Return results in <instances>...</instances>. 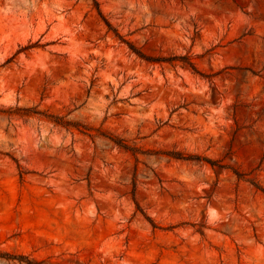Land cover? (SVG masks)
Returning <instances> with one entry per match:
<instances>
[{
  "label": "rangeland",
  "instance_id": "374dc122",
  "mask_svg": "<svg viewBox=\"0 0 264 264\" xmlns=\"http://www.w3.org/2000/svg\"><path fill=\"white\" fill-rule=\"evenodd\" d=\"M96 1L0 0V109L90 129L0 115V264H264V0Z\"/></svg>",
  "mask_w": 264,
  "mask_h": 264
},
{
  "label": "trees",
  "instance_id": "16d2710c",
  "mask_svg": "<svg viewBox=\"0 0 264 264\" xmlns=\"http://www.w3.org/2000/svg\"><path fill=\"white\" fill-rule=\"evenodd\" d=\"M93 4L97 8L98 14L103 19V21H104L105 25L107 26L108 30H111L112 32H114V35L116 37H118L120 40H122L121 37H119V35H117V33H115V31L112 30L111 25L102 17L100 11L98 10V4H97L96 0H93ZM126 44L129 45L130 49L133 48V47H131V45L129 43L126 42ZM132 50H134V49H132ZM134 52L136 54H138L139 56H142L137 51H134ZM189 66L194 70V67H193V65L191 63H189ZM0 115L6 116L10 120H12V119L28 120V119H32V118H37L39 120L43 119V120H46L48 123L53 124V126H55V127L63 128V129H66V130H69V129L72 128V129H76V130H80V131L81 130L82 131H86V132L90 131V129H88L86 127H83L82 125L66 121L64 119V117H62V116H54V115H51V114H48V113H45V112L38 111L35 107L22 108V107L15 106V107H9L7 109H0ZM89 136L90 137L100 136V137L106 138L110 142H112L115 146H117L118 148H121V149H124L126 151H129L132 154L136 153V150L131 148V147H129L128 145H126V143L122 139H118L116 137H110V136L105 135L104 133H101V132H98L96 134V136H93V135H89ZM165 154L167 156L171 157V158H174V159H177V160H181V161L206 162V163L210 164L211 166L215 165V163L210 161L209 159L201 158V157H198V156L182 155L181 153H177V152H169V153H165ZM20 174L22 175L24 173L22 171H20ZM234 174L236 175V177L238 179L241 178L240 174L235 173V172H234ZM250 183L257 190H261V192H264V190L260 189V187L256 183H254L253 181H250ZM0 258H4V259H7V260L15 259L14 257H7V255H3L1 253H0ZM17 260H19L20 262L25 260L26 264H40V262L30 261L26 257H23V256L18 257Z\"/></svg>",
  "mask_w": 264,
  "mask_h": 264
}]
</instances>
